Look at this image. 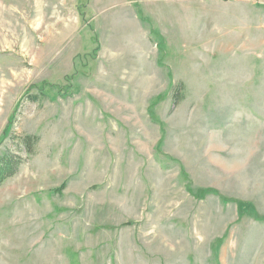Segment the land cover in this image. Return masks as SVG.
Returning <instances> with one entry per match:
<instances>
[{
    "label": "rangeland",
    "instance_id": "374dc122",
    "mask_svg": "<svg viewBox=\"0 0 264 264\" xmlns=\"http://www.w3.org/2000/svg\"><path fill=\"white\" fill-rule=\"evenodd\" d=\"M6 153L0 264H264V0H0Z\"/></svg>",
    "mask_w": 264,
    "mask_h": 264
},
{
    "label": "trees",
    "instance_id": "16d2710c",
    "mask_svg": "<svg viewBox=\"0 0 264 264\" xmlns=\"http://www.w3.org/2000/svg\"><path fill=\"white\" fill-rule=\"evenodd\" d=\"M174 95L175 97H177V90ZM36 142L37 138L34 137L32 138L27 136L23 138L22 144L25 146L27 155H31L33 153L32 148ZM22 163L23 159L20 156L14 155L12 153H6L3 157L0 158V186L17 173L18 168Z\"/></svg>",
    "mask_w": 264,
    "mask_h": 264
}]
</instances>
